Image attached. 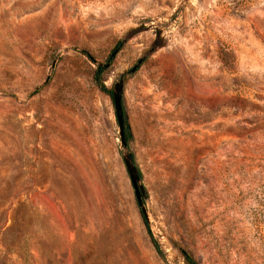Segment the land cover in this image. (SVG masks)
<instances>
[{
    "label": "rangeland",
    "instance_id": "374dc122",
    "mask_svg": "<svg viewBox=\"0 0 264 264\" xmlns=\"http://www.w3.org/2000/svg\"><path fill=\"white\" fill-rule=\"evenodd\" d=\"M184 253L264 264V0H0V264Z\"/></svg>",
    "mask_w": 264,
    "mask_h": 264
},
{
    "label": "water",
    "instance_id": "95a60500",
    "mask_svg": "<svg viewBox=\"0 0 264 264\" xmlns=\"http://www.w3.org/2000/svg\"><path fill=\"white\" fill-rule=\"evenodd\" d=\"M123 88L124 80L121 79L115 83L112 90V97L115 107V114L119 126L118 135L120 138L122 148L127 147L126 132H125V115H124V102H123ZM123 161L129 175L132 187L134 189V194L136 197L137 204L139 206L141 215L145 219L146 223L151 227L150 217L147 211L146 204L144 203L145 189L141 184V177L139 171L137 170L134 161L128 151L125 149L123 153Z\"/></svg>",
    "mask_w": 264,
    "mask_h": 264
},
{
    "label": "trees",
    "instance_id": "16d2710c",
    "mask_svg": "<svg viewBox=\"0 0 264 264\" xmlns=\"http://www.w3.org/2000/svg\"><path fill=\"white\" fill-rule=\"evenodd\" d=\"M110 60H112V58H111ZM103 71H104V68H103L102 66H100L99 69H98V71H97V78L100 77V75L102 74ZM99 79H100V78H99ZM97 81H98V80H97ZM98 82L100 83V80H99ZM101 89H102V91H104V92L110 93V91L106 90V88H105L104 86H102ZM111 93H112V92H111ZM126 139H127V138H126ZM143 219H144V218H143ZM144 223H145V225H146V228H147L148 234H149V236H150V238H151V240H152V243H153L155 249L157 250V252L159 253V255H160L161 257L164 258V257H165V256H164V252H163V250H162V248H161L159 242L156 240V238H155L154 235L152 234V231H151L149 225L146 223L145 219H144ZM184 257H185V260H186L187 264H196L195 260H194L192 257H190L188 254L184 253Z\"/></svg>",
    "mask_w": 264,
    "mask_h": 264
}]
</instances>
